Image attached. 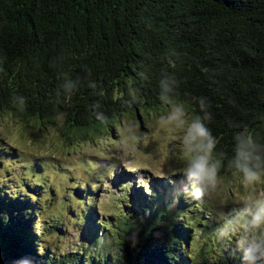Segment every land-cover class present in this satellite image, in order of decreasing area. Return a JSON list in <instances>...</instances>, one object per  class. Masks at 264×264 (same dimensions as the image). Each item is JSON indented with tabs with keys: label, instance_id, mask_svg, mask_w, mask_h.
<instances>
[{
	"label": "trees",
	"instance_id": "16d2710c",
	"mask_svg": "<svg viewBox=\"0 0 264 264\" xmlns=\"http://www.w3.org/2000/svg\"><path fill=\"white\" fill-rule=\"evenodd\" d=\"M165 74L178 82L172 102L191 117L203 115L205 98L215 152L226 157L219 175L230 177L237 132L264 145V0H0V116L38 129L60 121L67 141L92 137L127 112L170 105L160 99ZM66 79L78 81L70 98ZM132 193L121 196L128 209L112 224L86 208L89 242L96 237L98 247L104 236L93 255L48 254L37 243L34 209L3 194L0 264H249L230 246L188 252L196 226L177 216L185 203L198 209L190 192L173 210L162 196Z\"/></svg>",
	"mask_w": 264,
	"mask_h": 264
},
{
	"label": "rangeland",
	"instance_id": "374dc122",
	"mask_svg": "<svg viewBox=\"0 0 264 264\" xmlns=\"http://www.w3.org/2000/svg\"><path fill=\"white\" fill-rule=\"evenodd\" d=\"M170 107L142 110L139 116L127 112L110 131L72 141L61 135L60 121L38 129L31 122L0 116V197L13 196L18 204L34 209L37 243L48 254L84 250L93 255L104 236H100L98 247L91 245L96 237L91 235L89 242L86 208L93 211L97 221H117L119 211L128 209L120 199L127 192L135 194L141 188L146 197L162 196L170 210L177 206L179 194L185 200L189 195H184L191 189L183 173L182 144L175 138L179 134L160 123ZM221 177L224 183L213 199H195L198 209L185 203V214L177 216L179 222L188 219L198 228L191 231V255L219 245L243 250L254 235H261L262 229L253 230L247 224L249 213L241 220L244 205L238 201L244 190L239 175ZM225 228L236 231L221 236L220 229ZM240 239L244 240L243 247L238 246Z\"/></svg>",
	"mask_w": 264,
	"mask_h": 264
},
{
	"label": "clouds",
	"instance_id": "9594fccd",
	"mask_svg": "<svg viewBox=\"0 0 264 264\" xmlns=\"http://www.w3.org/2000/svg\"><path fill=\"white\" fill-rule=\"evenodd\" d=\"M177 83L167 74L160 80V99L171 104L167 114L160 117V123L179 134L175 138L182 144L183 173L191 188L189 194L195 199H213L224 183L219 173L226 157L223 152H215L218 140L205 123L211 119L205 98H198L203 115H194L188 119L185 105L182 102H172ZM77 87L78 81L71 79H66L61 85L68 98ZM233 139L234 155L227 160V167L239 175L244 190L238 201L244 205L241 220L243 213L247 212L251 215L247 224L253 230L262 229L261 235H254L248 247L243 249L242 258L249 264H264V145L257 143L247 129L237 132ZM229 231L235 233L236 229H220V234L226 236ZM243 244L244 240L240 239L238 246L243 247Z\"/></svg>",
	"mask_w": 264,
	"mask_h": 264
}]
</instances>
